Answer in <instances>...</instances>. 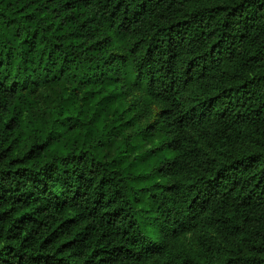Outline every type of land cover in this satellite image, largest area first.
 Wrapping results in <instances>:
<instances>
[{"label": "trees", "instance_id": "16d2710c", "mask_svg": "<svg viewBox=\"0 0 264 264\" xmlns=\"http://www.w3.org/2000/svg\"><path fill=\"white\" fill-rule=\"evenodd\" d=\"M0 264H264V0H0Z\"/></svg>", "mask_w": 264, "mask_h": 264}, {"label": "rangeland", "instance_id": "374dc122", "mask_svg": "<svg viewBox=\"0 0 264 264\" xmlns=\"http://www.w3.org/2000/svg\"><path fill=\"white\" fill-rule=\"evenodd\" d=\"M114 46H116V44ZM130 94L131 95L128 97L130 103H136L139 108L143 111L141 117L136 121L134 127L130 128V132H132L135 129V126L137 125H141L144 128L148 124L153 123L156 119L155 116L158 112V107L155 106L152 102H150L143 94L138 93L135 90L132 93L130 92ZM35 96L37 109L48 113L51 108L49 104L46 103L44 100V97L46 96V91H44L43 89H39L35 92ZM159 138V134L156 135V133H153L150 136V141H157L159 140ZM182 243L186 248L194 247L193 238L190 235L183 237Z\"/></svg>", "mask_w": 264, "mask_h": 264}]
</instances>
